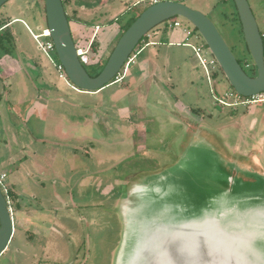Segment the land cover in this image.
Returning <instances> with one entry per match:
<instances>
[{
    "label": "rangeland",
    "instance_id": "obj_1",
    "mask_svg": "<svg viewBox=\"0 0 264 264\" xmlns=\"http://www.w3.org/2000/svg\"><path fill=\"white\" fill-rule=\"evenodd\" d=\"M146 1L63 0L76 47L99 44L85 65L90 75L103 71L122 26L151 6ZM163 1L205 14L252 74L233 0ZM248 1L264 40V0ZM175 20L182 26L170 27ZM0 22H10L13 41L3 44L17 60L16 75L4 80L11 85L7 105L0 94L3 110L8 107L0 173L8 176L14 220L0 264H113L122 231L116 208L125 184L177 164L192 143L218 142L264 173V104L220 103H235L237 93L222 70L207 77L192 49L203 40L187 20L155 28L132 54L134 63L120 72L123 80L96 93L78 90L67 74L60 78L41 51L38 42L50 35L45 0H10L0 8ZM83 24L99 26V34L92 36ZM146 40L155 44L137 54ZM51 57L57 63V53ZM205 57L213 56L208 51ZM203 129L213 139L201 136Z\"/></svg>",
    "mask_w": 264,
    "mask_h": 264
},
{
    "label": "water",
    "instance_id": "obj_2",
    "mask_svg": "<svg viewBox=\"0 0 264 264\" xmlns=\"http://www.w3.org/2000/svg\"><path fill=\"white\" fill-rule=\"evenodd\" d=\"M9 1L0 0V8ZM233 1L257 69L254 78L205 14L172 1L147 8L122 34L103 71L92 77L78 57L63 1L45 0V8L59 62L82 92L114 83L146 36L183 18L199 32L235 92L248 98L264 92V40L249 1ZM199 133L213 139L209 129ZM251 160L207 140L188 145L177 164L129 182L116 208L122 231L113 264H264V173ZM13 229L0 189V256Z\"/></svg>",
    "mask_w": 264,
    "mask_h": 264
},
{
    "label": "built area",
    "instance_id": "obj_3",
    "mask_svg": "<svg viewBox=\"0 0 264 264\" xmlns=\"http://www.w3.org/2000/svg\"><path fill=\"white\" fill-rule=\"evenodd\" d=\"M159 2V0H150V5H154L157 4ZM182 24L178 21L175 20V22L173 23V25H170V27H175V28H179L181 27ZM188 36H193L194 32H192L191 30L186 29L185 30ZM197 38H202L200 34L197 35ZM203 40V39H202ZM39 47L41 49L42 52H44L45 55L48 56V58L52 61V63L54 64V66L57 68L58 72L60 73V78H65V69L62 66V64L60 63H54L53 58L51 57V52H56L55 51V46L53 41L50 38V35H48V41H46L45 43L42 42H38ZM93 43H91L90 45L88 44L86 48H77V52H78V57L81 61V63L85 66L88 65L90 63V53H91V48H92ZM192 49L200 63V66L206 71V75L208 78L211 77L212 74H215L217 71L220 70V66L218 64V62L216 61V59L214 57L212 58H207L205 57L206 52L209 51L207 45L205 44V42L203 41V43L200 46H192ZM140 53V50L137 52V54ZM134 59L135 56H131L128 60V62L126 63L125 67H124V74L127 71L128 67L130 65H132L134 63ZM124 74L120 77V75L117 77L115 82H120L123 80L124 78ZM234 95L230 94L228 96V99L233 98ZM235 97L237 98L235 103H227L225 101H220V103H222L224 106H228V107H236L238 105H244V106H249V105H257V104H264V92L260 93L258 95L252 96V97H242L240 95H235ZM245 98V99H242ZM239 100V101H238ZM7 174L6 173H0V185L3 187L4 189V193L7 198L8 201V206L10 209V212L13 216L12 213V208H11V203H10V198H9V188L6 185V179H7ZM2 190V189H1Z\"/></svg>",
    "mask_w": 264,
    "mask_h": 264
},
{
    "label": "crops",
    "instance_id": "obj_4",
    "mask_svg": "<svg viewBox=\"0 0 264 264\" xmlns=\"http://www.w3.org/2000/svg\"><path fill=\"white\" fill-rule=\"evenodd\" d=\"M146 2H149L148 0ZM151 3H149L150 5ZM119 35L122 34V32L118 33ZM118 34L113 36L112 39H117L118 37ZM155 43L154 42H149V41H145V44H144V47H141L140 49V53L146 48L148 47L149 45H154ZM139 53V54H140ZM13 55H10V53H5L2 55L0 54V74H2V77L0 76V94H4L3 96H1V101L3 102L4 100V103L7 105L8 104V97L7 94L9 93V90L11 88V85H7L6 82H4V80H8L10 79L12 76L14 77L16 75L15 73V70L13 69L14 68H17V60H15L14 57H12ZM11 65V68H9ZM9 87V88H8ZM5 105V107H6ZM4 113V114H3ZM6 114H8V107L5 108V110H3V107L2 105H0V132L1 130H4V125H5V119H6ZM4 115V117H3ZM4 121V123H3ZM50 126L48 128H51V124H49ZM45 128H47L45 126ZM56 128V131H60L61 130V127H55Z\"/></svg>",
    "mask_w": 264,
    "mask_h": 264
},
{
    "label": "trees",
    "instance_id": "obj_5",
    "mask_svg": "<svg viewBox=\"0 0 264 264\" xmlns=\"http://www.w3.org/2000/svg\"><path fill=\"white\" fill-rule=\"evenodd\" d=\"M63 1V0H62ZM65 2H66V0H65ZM63 5H64V2H63ZM150 7V6H149ZM148 7V8H149ZM237 17L239 18V16H238V14H237ZM136 19H134L131 23H127V24H125L124 26H122V34L123 33H125L127 30H128V28L133 24V22L135 21ZM10 24V22H8V23H1L0 22V47L4 50V51H6V53H10V50H8V49H6V47H4V42L5 41H8V43H11L12 41H13V35H12V33L10 32V30H9V28H8V25ZM242 27V26H241ZM241 33L243 34V31L241 30ZM262 34V33H261ZM263 35V34H262ZM98 46H99V44H98V42H95L94 41V43H93V45H92V48H91V53H93V54H98L99 53V48H98ZM107 61H108V59H107ZM57 63H59L60 64V62H59V59L57 58ZM239 63H240V61H239ZM240 65H241V63H240ZM242 67H243V69H245V62H244V64L243 65H241ZM85 67V66H84ZM86 69V68H85ZM220 70H221V68H220ZM251 72H252V74H248L250 77H252V78H254V77H256L257 76V69H256V67H255V65H253V69L251 70ZM100 74V73H99ZM98 74V75H99ZM90 76H92V77H96L97 75H90ZM115 82V81H114ZM11 195L13 196V194L11 193Z\"/></svg>",
    "mask_w": 264,
    "mask_h": 264
},
{
    "label": "flooded vegetation",
    "instance_id": "obj_6",
    "mask_svg": "<svg viewBox=\"0 0 264 264\" xmlns=\"http://www.w3.org/2000/svg\"><path fill=\"white\" fill-rule=\"evenodd\" d=\"M68 17V16H67ZM68 20H69V18H68ZM72 20H73V18H72ZM81 28H83V30H85V31H87L89 34L90 33H92V36L94 35V32H96L95 34L96 35H98L99 34V30H100V27L99 26H92V25H85V24H83L82 26H81ZM96 28H98V31H96V30H94V29H96ZM72 31V30H71ZM122 32V31H121ZM120 32V33H121ZM125 187H126V184H125ZM22 216V215H21ZM22 219L23 220H25V221H29L30 220V218L28 219V216H25L24 214H23V217H22ZM14 221V220H13Z\"/></svg>",
    "mask_w": 264,
    "mask_h": 264
}]
</instances>
